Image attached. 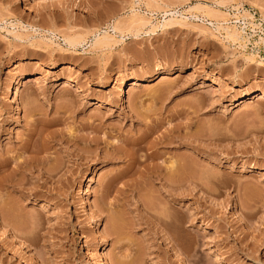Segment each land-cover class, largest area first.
Instances as JSON below:
<instances>
[{
  "label": "rangeland",
  "instance_id": "obj_1",
  "mask_svg": "<svg viewBox=\"0 0 264 264\" xmlns=\"http://www.w3.org/2000/svg\"><path fill=\"white\" fill-rule=\"evenodd\" d=\"M263 93L264 0H0V264H264Z\"/></svg>",
  "mask_w": 264,
  "mask_h": 264
},
{
  "label": "bare ground",
  "instance_id": "obj_2",
  "mask_svg": "<svg viewBox=\"0 0 264 264\" xmlns=\"http://www.w3.org/2000/svg\"><path fill=\"white\" fill-rule=\"evenodd\" d=\"M200 9H202L201 7H200ZM210 12V11H209ZM212 13V12H211ZM210 14V13H209ZM208 14V15H209ZM227 29V28H226ZM237 30V29H236ZM227 31V30H226ZM227 34H228V37L229 38H237V34H235V33H231V32H226ZM241 37V36H240ZM106 39H108V37L107 36H104V37H100V38H98L97 40H96V43L97 44H100L101 45V43L103 44V42L106 40ZM238 39V38H237ZM69 42L72 44L73 43V45L74 44H77V43H80V41L78 42V40H74V39H70L69 40ZM23 80V77H21L20 79H19V81H18V83L12 88V90H11V93H10V98L11 99H18V97H19V93H20V89H19V84H20V82ZM214 82H216L215 80H214ZM137 83L138 82H136L135 80L133 81V84H136L137 85ZM216 83H220V82H216ZM132 84H131V82L130 81H128L126 84H125V88H123V89H121V91L119 92V94H118V96H117V99H118V102H119V105L120 106H122V107H124L125 105H126V95H127V91H126V89L129 87V86H131ZM259 99H264V93L262 94V96L259 98ZM241 103H244V100H243V102H241ZM134 110V109H133ZM20 111V108L17 106V108H16V114H18V112ZM135 111V114H136V117L137 118H139L140 119V117L139 116H141V114L137 111V110H134ZM145 121V120H144ZM158 128V126L156 125V124H153V125H150V124H148L147 125V131L144 133V134H142V135H140V137L139 138H135L134 140H128V141H124V146H122V147H119V148H123V147H126L127 145H128V143H130V144H132L133 145V147L134 146H138V147H141V145H142V143L144 144L145 143V141L149 138V137H151V135H153V133L156 131V129ZM173 129V128H172ZM172 132H174L173 130H172ZM173 139H172V141H171V143H175L176 142V138H178V137H176V136H173L172 137ZM157 140V139H156ZM159 141V140H158ZM105 142V141H104ZM160 142V141H159ZM151 143H153V142H151ZM151 143L149 144L150 146H151ZM110 143H108L107 142V145H109ZM160 144V143H159ZM170 144V143H169ZM176 144V143H175ZM132 145H130V146H132ZM145 145V144H144ZM129 146V145H128ZM154 145H152V147H153ZM158 146V145H157ZM132 147V148H133ZM155 147V146H154ZM26 148H27V146H26ZM142 148V147H141ZM149 149V148H148ZM151 149V148H150ZM153 149V148H152ZM120 150V149H119ZM156 152V151H155ZM121 153V152H120ZM119 153V154H120ZM157 153V152H156ZM155 154V153H154ZM149 155H150V153H149ZM148 155V153H147V155L146 156H144V157H146L148 160H150L148 157H151L152 158V156L150 155L149 156ZM157 156H158V153L156 154ZM160 155V154H159ZM116 155H114V154H110V153H108V152H106V154H105V157L104 158H114ZM148 156V157H147ZM154 156V155H153ZM133 157V156H132ZM154 159H155V157H153ZM152 158V160H154ZM136 160V159H135ZM133 161V164H134V162H136V161ZM151 160V161H152ZM146 161V160H145ZM145 161H143V162H145ZM137 162H138V160H137ZM149 162V161H148ZM139 163V162H138ZM143 164V163H142ZM197 164V163H196ZM10 164L8 163V162H1L0 163V172L2 171V169H4V168H7L8 166H9ZM181 166V164H180V162L179 161H176V160H172V161H170V164L167 166V167H165V168H167V171L168 172H170V175H173L174 176V174L176 175V173H178L179 172V169L181 168L180 167ZM184 166H185V164H184ZM161 167V166H160ZM159 167V168H160ZM188 167V166H187ZM186 167V168H187ZM189 167H190V164H189ZM189 167H188V170H190V169H192L193 170V167L194 166H191V168L189 169ZM152 168V167H151ZM156 168V167H155ZM183 168V167H182ZM205 168V167H204ZM184 169V168H183ZM203 169V168H202ZM160 169H158L157 170V172L159 171ZM163 170V169H162ZM185 170V169H184ZM192 170H191V172H192ZM178 171V172H177ZM160 172V171H159ZM153 173V172H152ZM188 173V172H187ZM150 174V173H149ZM190 175V174H189ZM207 175V174H206ZM156 177L157 178H159L160 180H162V178H161V174L160 173H158V174H156ZM165 178V177H164ZM168 178V177H167ZM174 180H173V179ZM170 180L168 179V180H165L166 181V183H165V187H168L169 189H175L176 187H178L179 185H182L181 183H185V185L187 184L188 185V187H194L195 188V185H196V182H197V180H193V179H188V180H186V179H184V177H183V180H182V178H180L181 180H178V179H176L175 180V178H177L176 176L175 177H172ZM207 179V178H206ZM172 180V181H171ZM185 180V181H184ZM184 181V182H183ZM4 182V181H3ZM12 184L13 183H15V180L13 179V180H11L10 181ZM1 184V183H0ZM17 184V183H16ZM16 184H15V186H16ZM199 184V183H198ZM14 185V184H13ZM108 185V184H107ZM110 185V184H109ZM167 185V186H166ZM109 187H111V186H108V188ZM108 188H107V190H108ZM107 195V194H106ZM108 196V195H107ZM45 207V206H44ZM167 210V209H166ZM163 211V210H162ZM164 213V212H163ZM168 213V212H167ZM174 213V212H173ZM176 215V214H175ZM154 217V216H153ZM176 217V216H175ZM174 217V215H172V214H169V215H163L162 213H159V214H157L156 213V215H155V220H156V222H157V225H161V226H164V227H172V225H174L175 226V224H176V218ZM178 218V217H177ZM176 219V220H175ZM189 221V223H191L192 222V219L191 220H188ZM179 222V221H178ZM120 225V224H119ZM173 226V227H174ZM177 226V225H176ZM179 227V226H178ZM188 227H190V224L188 225ZM171 229H173V228H171ZM171 229H170V231H171ZM173 231V230H172ZM174 231H176L175 229H174ZM167 232V231H166ZM168 233H169V231H168ZM171 233V234H170ZM169 234L171 235L170 237H169V240L170 241H172L173 239H175L176 240V236L175 235H177V234H175V235H173L172 234V232H170ZM176 233V232H175ZM185 233H186V231H185ZM187 234V233H186ZM176 237V238H175ZM126 251V250H125ZM124 257L125 258H127V257H129V254H125L124 255ZM120 264H128L125 260H123V262L121 261L120 262Z\"/></svg>",
  "mask_w": 264,
  "mask_h": 264
}]
</instances>
